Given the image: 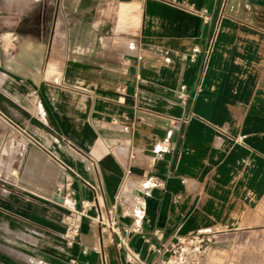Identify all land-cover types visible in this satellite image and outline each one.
<instances>
[{"label":"crops","instance_id":"obj_1","mask_svg":"<svg viewBox=\"0 0 264 264\" xmlns=\"http://www.w3.org/2000/svg\"><path fill=\"white\" fill-rule=\"evenodd\" d=\"M0 212L41 264L264 257V0H0Z\"/></svg>","mask_w":264,"mask_h":264},{"label":"built area","instance_id":"obj_2","mask_svg":"<svg viewBox=\"0 0 264 264\" xmlns=\"http://www.w3.org/2000/svg\"><path fill=\"white\" fill-rule=\"evenodd\" d=\"M185 85L180 87V98L184 97ZM128 169L126 173H129ZM148 185H153L160 183L155 178L151 177L148 179ZM73 214L65 215L66 222V231L64 233V237L68 243H72L75 236L78 234L80 230V215L82 211H73ZM106 225V224H105ZM119 241L118 246L121 247L126 257L133 264H148L143 261L139 254L134 251V249L129 244L128 235H122L118 233ZM214 235L211 231L202 230L197 231L195 233H191L185 236L179 237L178 241L172 245L165 246H156L151 244L152 250L159 253H168L166 257L162 258L160 261L150 264H202L207 257L208 253L211 250V247L214 242ZM101 261L102 264H108L107 258L104 253H101Z\"/></svg>","mask_w":264,"mask_h":264},{"label":"rangeland","instance_id":"obj_3","mask_svg":"<svg viewBox=\"0 0 264 264\" xmlns=\"http://www.w3.org/2000/svg\"><path fill=\"white\" fill-rule=\"evenodd\" d=\"M0 214H2L0 212ZM64 221V218H63ZM65 222V221H64ZM39 226L38 224H33ZM19 227L9 229L6 224L0 223V264H41L40 242L34 235L27 236ZM28 244L35 248L25 249L22 245ZM203 264H264V257L251 256L245 252H229L213 250Z\"/></svg>","mask_w":264,"mask_h":264}]
</instances>
